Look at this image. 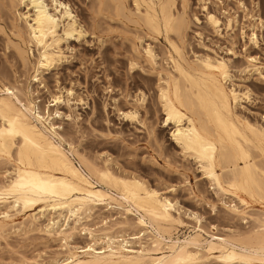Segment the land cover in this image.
I'll list each match as a JSON object with an SVG mask.
<instances>
[{"label": "bare ground", "instance_id": "obj_1", "mask_svg": "<svg viewBox=\"0 0 264 264\" xmlns=\"http://www.w3.org/2000/svg\"><path fill=\"white\" fill-rule=\"evenodd\" d=\"M9 1L12 7L22 5L25 8L23 12L14 11L16 16L10 25V32L16 39L14 42L10 40L15 55L24 67L31 65L34 72L31 81L42 84L43 73L65 58L62 42L71 37H83L86 31L63 0ZM97 1L101 10L112 9V16L127 19L149 38L158 40L163 37L167 41L169 51L162 48L167 56L161 53L171 64L169 68L157 65V54L150 43L144 44L142 51L138 50L136 43H131L133 53L129 52L128 72L144 70L146 64L148 72L157 76L156 101L163 112L164 125H171L170 136L182 155L198 165L202 176L216 192L236 198L240 204L226 208L233 214L244 216L251 208L249 203L259 201L262 203L259 211L264 216V128L235 110L240 101L249 96V89L241 90L229 84L231 71L225 59L204 54L189 61L185 56L184 38L189 26L186 7L190 0H129L133 3L130 4L132 8L127 5V0ZM97 7L99 10L100 6ZM104 15L110 17L103 14V18ZM205 19L213 29L220 22L214 11H206ZM17 20H23L24 26ZM231 20L227 19V25ZM121 23L123 25V21ZM135 30L138 29L135 27L133 31L136 36ZM251 37L254 39V32ZM105 50L101 51L103 63L108 61ZM247 58L249 62L254 60L252 56ZM249 65L244 68L253 66ZM29 86L22 93L21 89L0 81V159L10 165L5 170L6 179L0 183V231L13 223L18 214L25 216L23 219L31 225L40 217L46 218L41 230L61 236L67 250L63 259L52 260L50 264H197L204 258L199 251L202 246L208 254L216 252L213 257L221 264H264V217H256L257 229L244 237L241 234L237 237L211 234L209 239L203 236L205 231L200 224L181 238L174 235V230L186 223L173 212L172 201L138 176L115 174L107 165L95 166L77 153L70 143L65 149V139L51 121L54 113L51 117L48 109L39 110ZM18 91L24 95L23 99L18 96ZM137 91L136 99L143 104L146 94L142 89ZM51 101V105L62 102L60 95L53 96ZM122 114L135 119L139 113L133 107ZM99 205L119 206L125 212L137 214L139 233L149 231L153 243L162 244V247L151 250L145 246L135 248L130 245L131 241L115 233H105L106 240L100 248L94 247L96 238L92 244L69 246L67 240L76 230V224L91 215ZM196 217L195 221L200 223ZM121 223L122 228L126 223L130 224ZM88 234H91L90 230Z\"/></svg>", "mask_w": 264, "mask_h": 264}, {"label": "rangeland", "instance_id": "obj_2", "mask_svg": "<svg viewBox=\"0 0 264 264\" xmlns=\"http://www.w3.org/2000/svg\"><path fill=\"white\" fill-rule=\"evenodd\" d=\"M63 1L68 3L76 15L77 23L86 32L83 37H71L62 42L65 58L56 67L44 72V81L39 84L31 81L34 73L31 65L24 67L21 64L15 55L12 41L10 42L12 39L13 42L16 41L10 32L11 21L16 16L14 11L23 12L25 8L22 5L12 7L9 0H0V81L21 89L22 93L30 85L31 97L37 100L39 110L48 109L51 117L54 113L51 121L65 139V149L70 143L77 153L93 165H107L115 174L138 176L147 185L167 196L174 204L173 212L179 214L186 223L185 226L178 227L177 231L174 230V235H188L198 224L205 231L203 236L209 239L211 234L224 237H237L241 234L244 237L257 229L255 218L264 217L259 211L262 203L251 201V208L247 209L244 216L230 212L226 206L240 205L238 200L216 192L213 185L202 176L198 165L191 158L182 155L170 136L171 125H164V115L156 101L157 76L149 73L143 62L144 70H127L128 57L133 53L131 43H136L138 50L142 51V46L147 42L155 49L157 65L169 68L171 64L164 59L167 54L163 50L170 49L167 41L163 37L158 40L149 38L127 19L112 16V9L107 12L101 10L97 0ZM130 4H133L132 1L127 0V5L132 8ZM176 5L180 9V4L176 2ZM188 5L186 16L189 26L184 38L185 56L189 61L204 54L225 59L231 71L229 84L237 89H249V96L243 98L235 110L248 117L250 122L264 128V0H190ZM97 6H100L101 13H98ZM206 11H214L218 15L220 22L216 29L206 22ZM102 13L110 17L104 15L103 18ZM227 19H232L229 25ZM121 21L123 25L125 22L124 26ZM16 22L24 26L23 20ZM125 26L127 28L124 29ZM135 27L139 30H135L138 38L133 32ZM107 29H111V32ZM252 32L255 34L254 39H250ZM132 39L135 41L131 42ZM105 48L108 61L103 63L102 52ZM33 50L35 53L34 48ZM248 56L254 57V60L249 62ZM29 59L33 61L31 57ZM249 63L254 67L245 69ZM44 83L45 87H42ZM140 89L146 94L143 104L136 99L139 94L137 90ZM22 93H17L21 99L24 98ZM59 95L62 102L51 105L53 96ZM133 107L139 113L137 118L124 117L122 111ZM74 159L77 161L75 155ZM9 167V164L0 159V183L6 179L5 170ZM112 194L115 195L114 192ZM195 215L200 223L195 221ZM89 216L76 224V230L67 240L69 246L92 244L96 238L94 247L100 248L106 240L105 233H115L120 238L131 241L130 245L135 248L145 246L144 248L151 250L162 247V244L153 243L154 238L149 231L139 233L140 227L136 226L137 214L125 212L119 206L99 205ZM24 217L22 214L16 215L13 223L10 222L8 227L0 231V264H50L52 260L63 259L67 251L64 239L41 230V224L47 222L46 218L40 217L37 223L31 225ZM122 221L130 224L126 223L122 228ZM69 224L72 225V221ZM89 230L92 235L88 234ZM139 237L140 244L137 242ZM199 251L201 256L204 254V258L197 264H221L213 257L216 252L208 254L203 246Z\"/></svg>", "mask_w": 264, "mask_h": 264}]
</instances>
